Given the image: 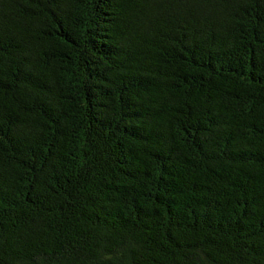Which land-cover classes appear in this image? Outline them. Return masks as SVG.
Returning a JSON list of instances; mask_svg holds the SVG:
<instances>
[{
	"label": "trees",
	"instance_id": "obj_1",
	"mask_svg": "<svg viewBox=\"0 0 264 264\" xmlns=\"http://www.w3.org/2000/svg\"><path fill=\"white\" fill-rule=\"evenodd\" d=\"M0 264H264V0H0Z\"/></svg>",
	"mask_w": 264,
	"mask_h": 264
}]
</instances>
